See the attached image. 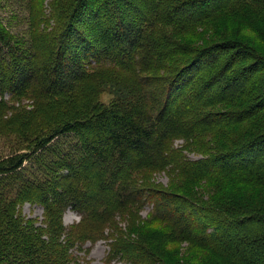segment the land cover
I'll return each instance as SVG.
<instances>
[{
  "label": "trees",
  "instance_id": "16d2710c",
  "mask_svg": "<svg viewBox=\"0 0 264 264\" xmlns=\"http://www.w3.org/2000/svg\"><path fill=\"white\" fill-rule=\"evenodd\" d=\"M134 1L25 0L33 36L0 27V140L21 146L0 162V264H90L83 247L100 240L103 264H150L113 228L146 205L181 233L168 242L176 257L157 249L151 264H264V0ZM160 24L212 34L171 79L149 76L159 51L181 55ZM219 47L245 65L186 88V69ZM141 170L189 180L190 209L138 186ZM28 204L41 221L23 216ZM69 210L80 221L67 227Z\"/></svg>",
  "mask_w": 264,
  "mask_h": 264
},
{
  "label": "rangeland",
  "instance_id": "374dc122",
  "mask_svg": "<svg viewBox=\"0 0 264 264\" xmlns=\"http://www.w3.org/2000/svg\"><path fill=\"white\" fill-rule=\"evenodd\" d=\"M147 1L149 0H135L134 2L141 6L144 5V3ZM162 1L164 4L162 2L161 4L163 7H165L166 0ZM27 17L28 14L26 12L25 0H0V27L2 26V28L6 32L22 40L27 39V36H33V30L31 29L32 24L30 23L29 25ZM80 19L81 18L79 17L77 18L78 22L80 21ZM159 27L161 28L162 34L165 35L166 38L168 37L169 39L182 44L179 48V53L181 55L180 58L176 59V55L172 54L174 50L170 49L169 47L167 49H170L172 52H170V55H168L169 52L168 54H166L159 51V53L154 57V59H156V62L153 65L154 71L151 75L149 74V76H156L165 79L176 77L177 67L175 66L178 64V62L181 61L182 63L188 59L187 57L190 56L191 53H193L191 52V49H193L194 47L200 48L202 46L210 44L208 38L212 34L206 28H204L203 30L201 28H197L200 33L195 35V39H192L193 35L184 34L185 30L181 31L180 29L173 28L172 26H165L164 24H160ZM200 34L205 35V38H200ZM244 37H249L250 39L248 40L254 39L251 34H244ZM184 51L187 52L185 56H183ZM242 55L243 53H233L232 50L228 47H219L212 52L203 53L196 58V60L194 61L195 63H193L186 69L185 75H183V77H180L179 80L182 82V84L185 82L184 85L186 88L191 89L192 87L194 89L198 88L199 90H201L203 86L211 84V82L224 71L225 67L229 69V71H231L232 69H238V67L244 66L245 64L240 63L242 60ZM229 74L230 73H228L225 78ZM195 76L196 78H194ZM192 79L193 82H191ZM217 82L218 81H215V85H217ZM189 89L187 91H189ZM101 101L110 104L112 101L111 94L109 92H105L101 96ZM208 112L211 111L209 110ZM190 119L195 120L194 118ZM20 149L21 146L16 140L8 142L4 139L0 140V162L2 161V159L11 157L14 152ZM203 150H207V148H204ZM257 150L258 147L253 149V153L257 152ZM185 155L186 159H200L198 156L188 155V153H185ZM138 177L139 178L136 181L138 186L141 187L142 185H146L148 187L155 188L162 194L168 195L170 197V205L171 207H173L172 209L176 208L178 210L176 214H179L182 211L187 212V210L190 209V207H188L189 204L184 198L187 195L185 190H188V188L192 187L191 183H189V180L176 179L177 176L173 177L168 175L166 172L161 171L146 174L141 170ZM198 187V185L195 186L196 189ZM209 196V194H205L204 198L208 200ZM21 211L23 216L27 219H39V221H41L43 218V209L38 206L28 204ZM153 215L154 205H146L145 207L137 206L133 210L131 209V211H127L124 216L120 217V215H118L114 217L113 220V228L115 230L114 234H116L117 232L121 234L125 239L129 237L132 238L133 241L141 243L140 245H142L145 251L149 252V256H151V258H148L150 264L151 262L157 260V258H159V255H162L157 253V249L162 250V253L171 251L169 252L170 254L173 251L169 249L170 245L168 242H181V237L179 236L181 233L179 231V228H175V226H173L174 222H172V220L169 226L166 223L156 220ZM171 215L173 214L171 213ZM174 217L176 218L177 216ZM79 221L80 216L71 211L67 212L64 218V223L67 227L77 224L79 223ZM128 224L130 225L129 228ZM161 242H163L162 245H160ZM87 248L89 250H87L88 254H86V257L88 258L90 264H103L108 259L110 247L106 240L97 241L93 245L88 243L85 247H83V249ZM183 248H187L186 243L178 246L176 250L181 251ZM75 251V254H77L78 256H84L85 254H82L80 252L82 250ZM153 254L158 255L154 256ZM164 255L163 258L166 261ZM152 257L154 258V260H152ZM172 257L173 259L176 257L175 253ZM110 264L123 263L114 261Z\"/></svg>",
  "mask_w": 264,
  "mask_h": 264
}]
</instances>
